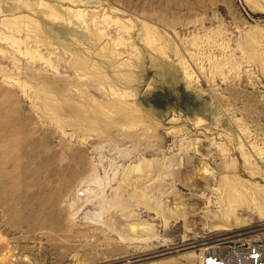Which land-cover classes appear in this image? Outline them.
<instances>
[{"label": "rangeland", "instance_id": "rangeland-1", "mask_svg": "<svg viewBox=\"0 0 264 264\" xmlns=\"http://www.w3.org/2000/svg\"><path fill=\"white\" fill-rule=\"evenodd\" d=\"M254 231L264 0H0V264H198Z\"/></svg>", "mask_w": 264, "mask_h": 264}, {"label": "built area", "instance_id": "built-area-1", "mask_svg": "<svg viewBox=\"0 0 264 264\" xmlns=\"http://www.w3.org/2000/svg\"><path fill=\"white\" fill-rule=\"evenodd\" d=\"M198 264H264V232H244L206 243Z\"/></svg>", "mask_w": 264, "mask_h": 264}, {"label": "bare ground", "instance_id": "bare-ground-1", "mask_svg": "<svg viewBox=\"0 0 264 264\" xmlns=\"http://www.w3.org/2000/svg\"><path fill=\"white\" fill-rule=\"evenodd\" d=\"M5 138L7 139L8 137H7V135L5 136ZM10 138V137H9ZM36 143H39L40 145H41V143H40V140H39V138H37V140H35L34 141V144H36ZM36 155L37 156H41V154H39V153H36ZM55 154L54 153H52V154H50V156H48V157H50V159L51 160H55ZM36 158V157H35ZM34 159V158H33ZM54 169V172H56V166L53 168ZM235 190H237V187H236V185L235 184H233L232 182H230V185H229V187L227 188V190H226V192H227V201L228 202H232V204H233V202L236 200V196H235ZM84 202V201H83ZM84 204H87V203H83L82 204V206L84 205Z\"/></svg>", "mask_w": 264, "mask_h": 264}]
</instances>
